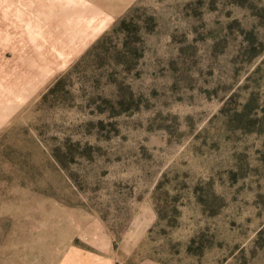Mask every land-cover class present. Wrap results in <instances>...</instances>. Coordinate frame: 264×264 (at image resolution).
Returning a JSON list of instances; mask_svg holds the SVG:
<instances>
[{
  "label": "rangeland",
  "instance_id": "1",
  "mask_svg": "<svg viewBox=\"0 0 264 264\" xmlns=\"http://www.w3.org/2000/svg\"><path fill=\"white\" fill-rule=\"evenodd\" d=\"M0 264H264V0H0Z\"/></svg>",
  "mask_w": 264,
  "mask_h": 264
}]
</instances>
